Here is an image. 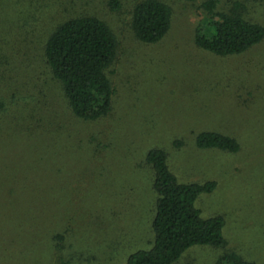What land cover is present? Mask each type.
<instances>
[{"label": "rangeland", "instance_id": "rangeland-1", "mask_svg": "<svg viewBox=\"0 0 264 264\" xmlns=\"http://www.w3.org/2000/svg\"><path fill=\"white\" fill-rule=\"evenodd\" d=\"M106 1L36 0L25 8L44 26L25 43H0L1 96L15 97L0 128V264H126L150 249L157 195L146 155L155 148L181 183H217L196 207L204 219L223 217L232 251L264 264V43L238 56L203 51L194 34L207 0H159L172 10L171 29L144 44L129 23L143 0H119L122 14ZM218 1L228 11L230 0ZM241 3L264 25V0ZM79 15L104 20L119 45L112 112L95 122L72 114L42 55L50 23ZM202 132L231 137L240 151L200 150ZM222 254L195 247L179 264Z\"/></svg>", "mask_w": 264, "mask_h": 264}, {"label": "trees", "instance_id": "trees-1", "mask_svg": "<svg viewBox=\"0 0 264 264\" xmlns=\"http://www.w3.org/2000/svg\"><path fill=\"white\" fill-rule=\"evenodd\" d=\"M35 1L0 0V43L8 46L17 39L25 43L30 30L44 26L42 17L27 9ZM182 1L194 3L197 0ZM241 1L244 0H230L228 11L218 9V0H207L201 5L206 17L194 34V43L199 49L218 57H230L264 43V25L245 18ZM105 4L111 14L123 13L121 1L109 0ZM129 23L139 42L156 44L171 29L172 10L159 0L138 1L130 9ZM49 29L42 42L43 59L61 86L72 114L85 122L109 116L115 91L108 73L117 59L119 46L111 27L97 16L79 15L57 18L50 23ZM4 59L0 60V70ZM6 82V76L1 75L0 85L4 86ZM1 93L0 128L2 118L10 113L9 105L15 101V97L6 100ZM196 146L200 150L231 154L240 151L237 140L217 132L198 134ZM146 162L153 170V189L157 195L151 223L153 241L150 249L129 255L126 264H179L195 247L222 252L215 264H255L229 248L223 217L204 219L196 207L202 194H210L216 189V182L181 183L168 165L167 153L159 148L147 153ZM56 238L63 239L61 235Z\"/></svg>", "mask_w": 264, "mask_h": 264}]
</instances>
